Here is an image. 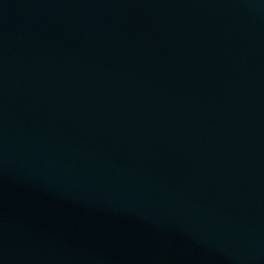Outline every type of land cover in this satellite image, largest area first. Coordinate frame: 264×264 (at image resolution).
Here are the masks:
<instances>
[{"label":"water","instance_id":"water-1","mask_svg":"<svg viewBox=\"0 0 264 264\" xmlns=\"http://www.w3.org/2000/svg\"><path fill=\"white\" fill-rule=\"evenodd\" d=\"M0 264H264V0H0Z\"/></svg>","mask_w":264,"mask_h":264}]
</instances>
